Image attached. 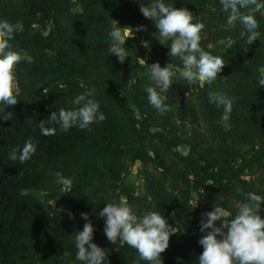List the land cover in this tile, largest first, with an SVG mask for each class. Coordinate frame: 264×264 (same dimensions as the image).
<instances>
[{
  "label": "trees",
  "instance_id": "16d2710c",
  "mask_svg": "<svg viewBox=\"0 0 264 264\" xmlns=\"http://www.w3.org/2000/svg\"><path fill=\"white\" fill-rule=\"evenodd\" d=\"M150 2L0 0V20L24 25L10 42L13 49L27 52L15 69L18 103L4 109L13 114L10 120L0 119V264H82L76 260L74 241L75 232L87 222L81 213L89 214L93 243L106 251L109 264H136L134 249L107 240L104 219L98 215L121 197L138 216L157 211L178 227L162 253L164 264H199L203 247L198 240L206 234L200 231L203 214L219 206L234 217L244 202L242 193L264 197V183L256 190L245 178L249 170H264V86L257 81L264 66V15L254 13L261 35L248 47L247 32L239 23L225 30L227 13L219 0H163L198 17L205 25L200 35L209 44L203 50L221 57L225 66L204 88L189 85L177 71L170 89L161 93L170 109L161 115L148 101L145 88L155 85L137 57L149 65L173 63L174 70L181 69L182 62L168 54L171 42L159 43L153 23L126 41L124 63L108 51L112 20L120 27L139 28L149 20L139 11L140 3ZM131 8L136 11L116 17L119 9ZM221 40L225 43L219 44ZM192 87L194 96L189 95ZM93 88L89 98L99 104L103 122L67 132L51 123L46 127L55 128V134H41L40 120L60 108L78 107L73 99ZM210 91L234 98L228 131L222 126L223 109L209 102ZM149 117L159 120L154 123ZM201 123L210 134L204 147ZM186 125L189 135L183 130ZM29 139L36 146L31 159L10 161L9 152ZM155 145L164 152L174 150L179 167L164 164ZM148 160L163 176L139 173L145 183L142 199L124 172V162ZM56 172L72 180L70 192L55 182ZM260 214L264 218V203Z\"/></svg>",
  "mask_w": 264,
  "mask_h": 264
},
{
  "label": "clouds",
  "instance_id": "9594fccd",
  "mask_svg": "<svg viewBox=\"0 0 264 264\" xmlns=\"http://www.w3.org/2000/svg\"><path fill=\"white\" fill-rule=\"evenodd\" d=\"M222 9L227 13L225 30L234 28L239 23L247 32L248 47L259 39V24L254 13L264 15V2L262 0H219ZM252 9V12L242 11ZM141 14L152 21L157 29L154 37L161 45L169 41V56L179 58L182 68L174 70L173 63L165 67L157 63L149 65L145 58L137 57L139 66L150 73L149 79L155 87L145 88L150 105L161 115L170 109L164 103L161 93H166L173 84V78L177 71L181 79L189 85L198 84L200 88L211 85L217 80L218 74L223 70L225 63L219 57L203 50L200 46L201 32L205 25L199 22L187 8H177L166 5L163 0H151L150 3H140ZM113 21V27L109 32L110 44L108 51L116 56L120 63L128 58V52L124 47L128 39H134L137 31L145 30L144 26L133 28L120 27ZM196 21V22H194ZM24 31L21 21L15 23L7 19L0 20V119L7 121L12 117L11 112H4L5 108L18 103L19 89L16 82V66L27 57V52L13 49L10 43L16 34ZM147 47V42H142ZM224 44L223 40L218 41ZM244 48V51L248 50ZM257 77L258 85L264 86V66L259 67ZM157 88L159 91H157ZM95 89L77 95L72 104L75 107L70 110L60 108L58 112H52L46 120H40L39 128L45 136L54 135L55 128L46 127L47 124H58L61 131L67 132L73 127L80 130L89 129L93 123L103 122L105 115L100 112L99 104L89 97L93 96ZM209 102L223 109L222 126L230 130L233 99L223 92H209ZM36 151L31 139L22 147L13 148L9 154L10 161H18L23 164L31 159ZM55 182L62 186L64 191L70 192L72 180L66 178L60 172L55 173ZM244 202L237 205L234 217L222 207L214 206L212 211L203 214L200 221V231L206 233L198 243L203 247L202 254L198 257L199 264H264V218L261 216V205L264 197L254 193H242ZM69 212V217L72 218ZM99 217L104 219V234L109 242L127 245L138 254L136 264L145 261L146 264H164L162 253L169 247L170 236L179 233V229L157 211H148L142 216L133 212L125 198L118 202L107 203L99 212ZM87 221L82 231L74 234L76 260L82 264H109L104 249L93 243L94 227L88 213H81ZM220 221V226L216 222ZM68 255V253H65Z\"/></svg>",
  "mask_w": 264,
  "mask_h": 264
},
{
  "label": "rangeland",
  "instance_id": "374dc122",
  "mask_svg": "<svg viewBox=\"0 0 264 264\" xmlns=\"http://www.w3.org/2000/svg\"><path fill=\"white\" fill-rule=\"evenodd\" d=\"M135 11H136V8L119 9L116 13V17L126 16V15H129V14L135 12ZM153 23H154V21L149 19L148 21H146L141 26H144V29L147 30ZM200 46L202 49H205L206 47L209 46V44L206 43L204 36H201ZM175 61L178 62V61H180V59L176 58ZM194 85H196V84H194ZM195 93H196V88L192 87L189 95L194 96ZM149 118L154 123H156L159 120L158 117H154V118L149 117ZM183 130L185 132H187V135L190 134V127L188 125H186L183 128ZM199 132L202 134V136L204 138V140L201 144V147H204L205 145L208 144L209 136H210V134H208V131H207L205 124L201 123V125L199 127ZM154 150L156 151L158 158L164 164L172 165V166H174V165L178 166L177 159L173 154L174 150H172L170 152H164V151H161L157 145L154 146ZM244 151L249 152L250 150H249V148H245ZM124 172L134 180L135 185H136L135 193L139 198H142V199H146V197H145V183H144L143 177L139 173H143V172L149 173L150 175H152L155 178H162V176H163L161 169L158 168L157 165H155L151 160H148L146 162H135V163H131L130 161H125L124 162ZM245 178L248 181L250 186H252L256 190H259L264 183V170L260 169V168L249 170L246 172ZM37 193L42 194L43 192L38 191ZM175 262H176V260H175Z\"/></svg>",
  "mask_w": 264,
  "mask_h": 264
}]
</instances>
